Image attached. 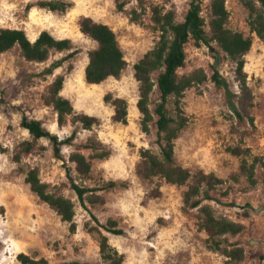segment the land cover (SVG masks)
Instances as JSON below:
<instances>
[{"label": "rangeland", "instance_id": "374dc122", "mask_svg": "<svg viewBox=\"0 0 264 264\" xmlns=\"http://www.w3.org/2000/svg\"><path fill=\"white\" fill-rule=\"evenodd\" d=\"M44 0H0V29H23L34 41L42 31H49L58 39H69L73 49L54 52L43 63L29 62L19 47L0 54V264H20V253L35 258H46L50 264L81 262L104 264L100 256L98 236L90 233L86 224L95 225L89 211L106 224L112 218L119 222L122 235L107 233L110 243L125 256L124 264H224L222 252L209 248L205 233L198 229L199 214L185 209L187 186L178 187L159 178L147 180L138 174L140 150L159 151L155 124L151 133L141 128V114L137 108L139 84L134 65L152 49L159 33L152 29L151 12L144 23L130 20V12L139 8L133 2L118 11L114 0H66L72 4L64 13L38 6ZM203 0V15L209 20L210 3ZM147 5L165 4L177 12L183 21L191 0H146ZM230 28L253 37L252 49L245 56L248 83L255 106L247 111L239 103L241 89L235 64L215 44L213 49L196 47L191 41L186 46L187 61L179 74L204 68L209 75L220 72L228 85L217 86L209 81L186 92L184 109L191 121L176 141L177 163L193 173H213L224 183L211 195L210 203L218 215L226 216L246 226L238 236H228V242L246 249L241 264H264V170L257 168L259 184L251 187L239 176L240 158L227 151L243 141L253 154L264 158V43L250 32L248 11L239 0H228ZM84 17L108 24L117 33L128 66L119 78H109L99 85L85 80L89 53L97 43L80 28ZM75 52L74 55H71ZM61 62L60 64H58ZM65 76L62 95L70 99L75 111L97 118L91 130L71 121L64 127L58 124L56 111L43 100L49 85ZM154 78H157L155 74ZM227 90H229L230 95ZM128 101V123L113 120L115 109L105 96ZM160 98L155 88L153 105ZM233 104L241 112L239 119ZM254 117V123L249 119ZM24 117L38 120L52 134L66 140L76 131V138L62 146L61 158L54 152L51 141L40 139L33 150L22 155L20 163L14 155L23 142H33L28 130L21 126ZM157 119V117H156ZM90 138L99 140L110 152L105 159H93L90 179L82 180L69 161L73 152L85 148ZM38 167L44 182L51 189L62 186L61 192L71 198L76 207V233L69 224L32 192L26 183V172ZM70 178L83 187L94 189L95 204L82 206L71 187ZM119 184L104 190L106 182Z\"/></svg>", "mask_w": 264, "mask_h": 264}, {"label": "trees", "instance_id": "16d2710c", "mask_svg": "<svg viewBox=\"0 0 264 264\" xmlns=\"http://www.w3.org/2000/svg\"><path fill=\"white\" fill-rule=\"evenodd\" d=\"M118 11H124L128 4L139 3V8L130 12V20L143 24L144 16L151 12L152 29L159 33V40L155 46L147 51L134 65L135 78L139 84V100L137 108L141 114V128L146 134L151 133V127L156 125L158 131L159 151L150 148L140 150L141 163L138 174L147 180L159 178L168 184L178 187L187 186L184 194L185 209H195L199 214L198 229L205 233L209 248L222 252L225 257L224 264H241L246 257L245 247L228 242V236H238L246 228L242 223L218 215L214 207L207 201L212 199L211 193L222 185L224 181L215 174L203 171L193 173L177 163L176 141L190 124L191 118L184 109L186 92L197 88L209 81L217 86L228 85L222 79L220 72L215 69L209 75L204 68H198L190 73L180 75L179 70L184 68L187 61L186 46L191 41L196 47L206 46L210 49L216 44L218 48L236 66V76L241 89L240 105L250 111L254 106V95L248 83L245 70V56L252 49L253 37L230 28V11L228 0H212L210 3V18L203 15V0H191L190 8L183 21H178L177 12L169 9L165 4L147 5L146 0H114ZM248 11V25L250 32L255 34L264 43V0H239ZM41 8L53 12H67L72 4L66 0H44L38 3ZM81 31L97 43L96 49L89 53V61L85 69V80L90 85H99L109 78H119L128 66L124 52L120 46L117 33L108 24L97 22L84 17L80 22ZM19 47L21 55L29 62L43 63L49 60L54 52H64L73 49L71 40L58 39L49 31H42L38 38L32 41L23 29H0V54ZM72 52L71 55H74ZM59 62L58 64H60ZM157 74V78L154 76ZM65 76H58L48 87L43 100L51 106L58 115V124L61 127L69 121L91 130L97 124V118L80 114L70 99L62 95ZM158 88L160 98L153 105L155 88ZM228 94L229 90H227ZM105 101L112 104L115 109L113 120L117 123H128V101L125 98L105 96ZM233 110L239 119H243L241 112L233 104ZM157 117V119H156ZM254 123V117L249 116ZM21 126L28 130L33 142H23L14 155V160L20 163L22 155L33 150L34 144L40 139L47 138L54 147L56 156L60 159L62 146L76 138V131L66 140L47 131L38 120L24 117ZM91 149L93 154L87 156L81 151L73 152L69 161L82 180L90 179L93 172V159H105L110 156L103 144L90 138L84 146ZM227 151L240 158L239 176L245 177L251 187L259 184L257 168L264 170V158L253 154L252 148L246 147L241 141L235 146H229ZM70 178V171L67 173ZM71 187L77 193L79 200L88 210L86 202L95 204L94 191L80 186L72 178ZM26 183L30 186L41 201L48 204L62 219L69 224L71 233H76L78 225L75 221L76 207L74 201L61 192L65 186L51 189V185L44 182L38 167L30 168L26 172ZM119 184L114 181L106 182L104 190H112ZM89 214L95 225L86 224L90 233L98 236L100 256L104 264H124L125 256L111 243L107 233L122 235L123 229L115 219H108L104 225L90 210ZM20 264H50L46 258H35L25 253L17 256ZM60 264H89L81 262H64Z\"/></svg>", "mask_w": 264, "mask_h": 264}]
</instances>
